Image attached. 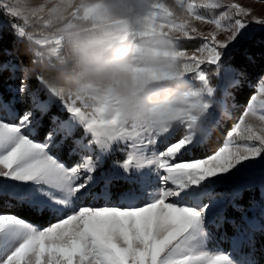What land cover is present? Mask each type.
Listing matches in <instances>:
<instances>
[{
	"label": "snow or ice",
	"instance_id": "6c2138e0",
	"mask_svg": "<svg viewBox=\"0 0 264 264\" xmlns=\"http://www.w3.org/2000/svg\"><path fill=\"white\" fill-rule=\"evenodd\" d=\"M236 6L242 26L235 37L228 42L192 37L202 43L191 51L209 59L219 57L221 65L238 46V37L249 36L253 25L264 29V24L242 20L252 11L238 2ZM24 88L18 91L24 93ZM40 90L39 86L28 93L30 108L18 112L9 105L0 115V196L34 212L51 213L56 222L41 229L18 215L0 214V264H255L206 250V223H211L217 207L213 189L257 163V158L264 159V85L258 89L259 102L257 96L251 97L222 145L203 153L201 147L208 146L213 127L220 123L218 111L228 115L223 100L195 136L182 127L137 132L88 122L63 104L70 118L60 121L53 116V126L46 135L41 133L43 142H37L36 112H45L51 102L40 99ZM221 90L227 94L223 86ZM8 117L18 122H6ZM253 119L258 122L251 123ZM78 126L91 135L89 143L98 145L101 153L124 142L130 152L122 169L114 166L111 174L97 176L91 155L74 164L62 161L54 149L65 141L81 145L69 155L83 150L74 135ZM130 169L136 171L129 175ZM114 178L133 185L117 203L111 202L108 191ZM99 184L105 186L102 193L95 191ZM99 199L105 201L102 206L95 204Z\"/></svg>",
	"mask_w": 264,
	"mask_h": 264
},
{
	"label": "clouds",
	"instance_id": "9594fccd",
	"mask_svg": "<svg viewBox=\"0 0 264 264\" xmlns=\"http://www.w3.org/2000/svg\"><path fill=\"white\" fill-rule=\"evenodd\" d=\"M240 13L236 0H0V31L6 24L39 86L77 117L195 136L218 110L213 77L222 66L183 42L232 40ZM242 20L264 24L256 15Z\"/></svg>",
	"mask_w": 264,
	"mask_h": 264
},
{
	"label": "rangeland",
	"instance_id": "374dc122",
	"mask_svg": "<svg viewBox=\"0 0 264 264\" xmlns=\"http://www.w3.org/2000/svg\"><path fill=\"white\" fill-rule=\"evenodd\" d=\"M236 2L240 3L241 6L243 7L250 9L253 15H256L258 17H264V0H236ZM252 28L253 29H251V34L249 36L243 39H240L238 37V39L240 40L239 44H241L244 40L250 39L255 33L264 30V29H257L255 25H253ZM203 30L207 31L208 30L207 26H205ZM219 38H223V37L221 36ZM183 43L186 49L192 50L202 43V39L201 38L186 39ZM221 66H222L221 71L219 75L216 76L217 79L216 84L218 85V90L216 91L215 95L219 100H223L229 108V112L227 116H225L223 113H220L218 111V116H220V123H223L225 119L232 116L231 110H233L235 103L232 104V99L230 100L231 98L230 89L236 86L239 83V81L232 67L225 65L222 61H221ZM202 67L208 69L211 66L204 65ZM19 68H21V70H25L23 69L24 68L23 66H20ZM25 85H27V90L22 94L29 96V99L31 101V97L28 94L29 91H28L27 82L23 84L24 87ZM221 86L227 89V94H225L221 90ZM260 86H261V82L258 84L257 91L253 95V96H257V102H259V98H260L258 92ZM49 104L55 105L62 112H64L66 114L65 120L70 118L71 114L67 113L66 109L63 108L62 102L58 100H51V102H48V105ZM230 104H232L233 107L232 106L230 107ZM9 105H10L9 103H5V101L2 99L0 95V115H5V107ZM242 112L240 113V115H242ZM58 120L64 121L60 118H58ZM253 121H255L256 123L258 122L255 119H253ZM6 122L16 123L18 121H15L14 117H8ZM52 126H53V121H52ZM35 134L33 137L34 139H35ZM74 135L76 138L82 141L83 150L77 151L74 154L69 155L71 149H73L74 147L79 149L81 145H74L72 140L65 141L66 144L68 142L69 146L63 148L62 152L66 157V161L68 163L74 164L77 162H82L86 156L91 155L94 162L97 164V170L94 173L97 176H99L101 173L111 174L114 171V166L115 168L122 169L123 162L127 159L128 153L130 152V148H128V146L124 144V142H119L117 144H114L113 147L107 153H101L98 145L89 143V141H91V135L86 134L84 132L83 126H78L75 129ZM59 137L60 136H58V138ZM236 142L242 143V141H240L239 139H237ZM97 156H100L101 158L96 159ZM132 171H136V169H130L128 174L131 175ZM120 181H126V180L121 178H114L111 184L108 186V191L111 194L112 203L120 202L121 195L123 193L130 191L133 188V185L131 184L132 185L131 189L126 191H121L122 189L120 188L122 187L115 186V185H121L122 183ZM104 188L105 186L103 184H99L97 185L95 191L97 193H102L104 191ZM256 190H258L260 195L264 197V159L259 160V158H257V163L250 164L246 168L241 169V171L237 173L229 182L218 184L213 189L212 196L214 201L217 202V207L215 210V214L211 216V223H206V231L209 233V237L206 241V250L210 252L222 251L224 254L230 255L231 258H238L245 261L254 260L255 264H264V251L258 252L252 249L250 243L252 233L258 231L261 228L258 226V223L260 216L263 215V207L259 204V202L254 196ZM244 192H247V195L250 199V205L247 207V209L235 205V202L237 200L236 198L240 199L242 193ZM88 202L91 203L92 201L89 200ZM104 202L105 201L103 199H99L95 201V204L96 206H102ZM229 207H235L240 213V215L236 219L230 218L225 214V211ZM40 212L46 214L44 211H40ZM47 214L52 216L51 213H47ZM25 221H27L29 225L38 226L41 229L48 227L50 225L49 224L47 226H42L39 224L31 223L28 220Z\"/></svg>",
	"mask_w": 264,
	"mask_h": 264
},
{
	"label": "trees",
	"instance_id": "16d2710c",
	"mask_svg": "<svg viewBox=\"0 0 264 264\" xmlns=\"http://www.w3.org/2000/svg\"><path fill=\"white\" fill-rule=\"evenodd\" d=\"M222 62L234 69L235 75L239 83L230 89L232 104L235 103L231 110L232 116L225 119L223 123L213 127L212 134L206 142L207 147H201L200 152H210L212 147L222 145L227 138V133L232 129L237 121L240 113L246 107L251 97L256 93L257 86L264 77V30L255 33L250 39L244 40L236 49L228 53ZM23 66L25 70L19 68ZM214 66L209 67L211 70ZM33 65L31 64L30 54L27 53L23 43H20L13 36L7 25L0 31V95L5 103H9L13 110L22 112L31 107L29 96L23 95L18 91L22 86V81L26 79L28 91L34 92L39 88V84L31 72ZM26 73V74H25ZM26 77V78H25ZM217 83L216 76L213 77ZM38 95L42 101L47 102L49 96L44 90H40ZM56 116L62 120L66 119V114L55 105L49 104L47 110L43 113L37 111L36 119L39 120V127L36 130L35 139L43 142L42 132L46 135L47 131L52 127V117ZM15 121H17L15 119ZM60 140V137H57ZM70 141V140H68ZM70 143V142H69ZM68 142L63 143L59 148L54 149V153L58 152L62 161H66L62 149L68 147ZM67 162V161H66ZM121 191L131 189V184L126 181H120ZM255 198L263 207V215L259 218L258 231L252 233L251 248L262 252L264 251V197L258 190L254 193ZM239 197V196H237ZM235 205L247 207L250 205V199L247 192L242 193L240 199L236 198ZM14 214L30 221L34 224L47 226L56 220L53 216L43 214L42 212H34L26 205H17L7 196H0V214ZM225 214L230 218L236 219L240 213L235 207H229ZM262 225V226H261Z\"/></svg>",
	"mask_w": 264,
	"mask_h": 264
},
{
	"label": "built area",
	"instance_id": "2783aa9c",
	"mask_svg": "<svg viewBox=\"0 0 264 264\" xmlns=\"http://www.w3.org/2000/svg\"><path fill=\"white\" fill-rule=\"evenodd\" d=\"M26 78V77H25ZM26 82V79H24L23 81H22V86H23V84Z\"/></svg>",
	"mask_w": 264,
	"mask_h": 264
}]
</instances>
